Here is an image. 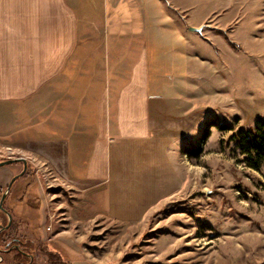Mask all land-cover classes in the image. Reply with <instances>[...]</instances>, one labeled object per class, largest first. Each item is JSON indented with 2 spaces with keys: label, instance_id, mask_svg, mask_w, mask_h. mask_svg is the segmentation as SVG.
I'll list each match as a JSON object with an SVG mask.
<instances>
[{
  "label": "crops",
  "instance_id": "1",
  "mask_svg": "<svg viewBox=\"0 0 264 264\" xmlns=\"http://www.w3.org/2000/svg\"><path fill=\"white\" fill-rule=\"evenodd\" d=\"M168 1L185 16L163 0H0V157L12 148L28 164L24 175L23 163L0 167V200L15 179L4 206L24 248L90 264L77 224L140 221L180 189L176 160L203 93L198 49L210 43L193 37L202 23L189 22L187 1ZM245 8L263 16L262 36L249 20L245 42L258 74L247 93L264 101V0ZM59 184L70 199L58 204Z\"/></svg>",
  "mask_w": 264,
  "mask_h": 264
},
{
  "label": "rangeland",
  "instance_id": "2",
  "mask_svg": "<svg viewBox=\"0 0 264 264\" xmlns=\"http://www.w3.org/2000/svg\"><path fill=\"white\" fill-rule=\"evenodd\" d=\"M166 1L169 12L185 16ZM186 1L189 22L202 23L194 27L201 31L193 37L210 43L198 49L204 60L198 78L203 93L192 98L191 127L183 139L201 154L176 160L180 189L144 219L125 223L103 217L77 224L73 231L90 264H264V162L259 170L249 168L237 138L264 119L261 94H248L258 74L246 56L245 42L249 20L256 23L257 37L262 36L263 16L252 14L249 19L242 13L249 0ZM137 23L135 14L132 24ZM218 39L239 40L244 52L234 56L232 46ZM210 122L230 129L209 127ZM208 128L210 136L204 139ZM3 156L0 159L24 158L12 148ZM50 191L58 204L70 199L61 184ZM37 259L39 264L46 261L41 254Z\"/></svg>",
  "mask_w": 264,
  "mask_h": 264
},
{
  "label": "trees",
  "instance_id": "3",
  "mask_svg": "<svg viewBox=\"0 0 264 264\" xmlns=\"http://www.w3.org/2000/svg\"><path fill=\"white\" fill-rule=\"evenodd\" d=\"M167 4L166 0H163ZM233 47L235 46L231 43ZM217 126L221 131H226L229 128L226 124H216L210 122L209 127ZM204 139L210 136L209 128L205 131ZM237 138L240 146H242L244 154V162L249 168L259 170L264 162V119L257 121L256 127L253 130L241 131ZM184 152L191 158H196L201 154L200 148L193 146H185ZM6 161L0 159V162ZM12 226L3 231L0 235V257L3 264H39L37 255L41 254L46 257L43 264H71L64 255L56 249H52L48 244L39 243L36 249L32 250L29 247L24 248L23 241L10 235ZM33 258V261H32Z\"/></svg>",
  "mask_w": 264,
  "mask_h": 264
},
{
  "label": "water",
  "instance_id": "4",
  "mask_svg": "<svg viewBox=\"0 0 264 264\" xmlns=\"http://www.w3.org/2000/svg\"><path fill=\"white\" fill-rule=\"evenodd\" d=\"M190 30H191V31H194V32H200V31H201V29L194 28V27H191ZM14 163H23V164H24V172L22 173V175H24L25 172H26V170H27V167H28L27 160L24 159V158H19V159H9V160H6V161H2V162H0V167H2V166H6V165H11V164H14ZM22 175H20V176H22ZM14 180H15V179H14ZM14 180H13L12 183L9 185L7 191L3 194V196H2V198H1V200H0V210H1L2 212H4V213L7 215V217H8V223H7V225H5V226H0V235H1V233H2L3 231L9 229V228L12 226V224H13V216L11 215L10 212L7 211V209H6L5 206H4V203H5V200H6V198H7V195H8V193H9V190H10V188H11V186H12ZM0 253H1V249H0Z\"/></svg>",
  "mask_w": 264,
  "mask_h": 264
},
{
  "label": "built area",
  "instance_id": "5",
  "mask_svg": "<svg viewBox=\"0 0 264 264\" xmlns=\"http://www.w3.org/2000/svg\"><path fill=\"white\" fill-rule=\"evenodd\" d=\"M49 229H50V227H49Z\"/></svg>",
  "mask_w": 264,
  "mask_h": 264
}]
</instances>
